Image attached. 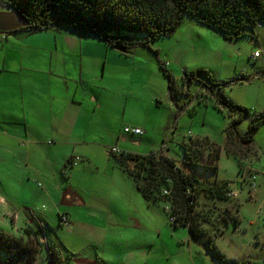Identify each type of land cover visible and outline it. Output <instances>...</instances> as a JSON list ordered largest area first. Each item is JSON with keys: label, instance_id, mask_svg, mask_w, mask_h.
<instances>
[{"label": "rangeland", "instance_id": "374dc122", "mask_svg": "<svg viewBox=\"0 0 264 264\" xmlns=\"http://www.w3.org/2000/svg\"><path fill=\"white\" fill-rule=\"evenodd\" d=\"M0 10H5L1 2ZM64 28L69 29L66 25ZM255 34L258 40L252 39L254 34L226 39L219 31L187 18L172 35L161 36L148 45L139 44L125 53L96 36L79 32L84 41L90 39L100 45L95 46L92 52L102 67L87 69L96 77L88 82L87 88L92 87L102 106L89 97V106L85 107V116L80 123V127L90 129L87 139L86 131H83L87 140L84 147L93 149V155L89 158L81 154L84 159L72 167L67 164L64 169L69 173L64 170L58 181L62 183L63 190L72 188L86 199H96L102 215L98 214L100 217L95 222L85 217L80 219L74 207L76 216L72 218L65 207L59 211L60 197L56 198L49 226L39 228V225H33L39 237L46 238L44 245L41 242L44 254L48 241L50 252L60 259L63 252L69 263L77 257L95 256L98 264H145L146 257L148 264H264V155L258 151L259 157L254 158L253 151L248 155L239 151V155L234 147L228 148L225 128L231 119L203 95L207 90L205 81H194L188 88V95L176 96L175 102L184 107L178 108L169 96V80L159 66V61L166 64L176 86L184 92L187 90L183 84L186 72L207 70L222 84L220 89L229 99L247 107L254 115L264 110V72L260 68L264 58H252L255 50L264 52V25L258 26ZM142 39V35L136 36V40ZM90 74L86 72L85 76ZM125 125L140 126L145 134H125L127 140L119 141ZM247 125L245 120L240 127L242 133ZM263 133L264 126L257 131L256 139ZM95 134L99 138L92 139ZM190 136L208 137L222 148L217 171L192 169L191 172L210 182L227 181L232 191L239 193L232 199L239 205V225L225 229L224 233L212 239H190L186 227L171 223L162 204L146 205L144 210L140 209L141 226L137 225L130 220V212H134L135 206L130 189L126 185H112L111 180L102 174L106 167L108 172L114 170L116 158L106 153L112 147L118 149L119 144L122 146L119 152L132 154L147 155L163 150L176 160L178 166H182L184 152L180 143ZM244 155L249 156L252 167L259 171L257 174L247 173V176L256 178L253 190L249 182H243L246 178L242 164ZM5 176L0 175V199L8 203L14 200L12 210L18 205L20 208L29 206L23 202L25 193L2 186ZM36 180L43 190L44 180ZM250 193H254L253 198ZM36 203L33 206L36 212L46 210L40 201ZM218 203L224 208L225 202ZM3 209L4 206H0V215L4 214ZM6 217V224L0 221V231L16 232L12 219ZM63 217L68 218L67 222ZM2 255L0 260L8 264V258L4 253Z\"/></svg>", "mask_w": 264, "mask_h": 264}, {"label": "trees", "instance_id": "16d2710c", "mask_svg": "<svg viewBox=\"0 0 264 264\" xmlns=\"http://www.w3.org/2000/svg\"><path fill=\"white\" fill-rule=\"evenodd\" d=\"M5 9L16 10L27 22L23 30L35 33L47 28L66 25L80 33L91 34L109 46L121 47L129 53L137 45H148L161 36H170L187 18L219 31L224 38H239L256 33L264 25V0H0ZM252 32V33H250ZM142 35V40L136 36ZM159 66L168 78L171 100L180 94H189L194 81H205L206 92L214 106L227 113L231 121L225 128L228 148L234 147L248 155L253 151L255 135L264 125V110L254 115L247 107L229 99L220 89L221 83L204 69L186 72L180 90L163 61ZM206 83H209V87ZM217 87L216 90L212 87ZM248 125L244 133L242 123ZM183 164L165 151L147 155L122 152L116 155L120 166L133 179L137 189L149 203L163 204L171 208L175 226L186 227L190 239H212L225 229L240 223L239 205L229 196V182H210L192 169L217 171L222 148L208 137H189L181 143ZM234 149V151H235ZM240 155V153H238ZM243 158H248L245 156ZM166 191V193H165ZM218 202H225L224 208ZM24 242L0 231V253L14 257L43 246L34 229L23 231ZM51 251V248H50ZM53 252V251H52ZM53 264H64L51 253ZM33 257V256H32Z\"/></svg>", "mask_w": 264, "mask_h": 264}, {"label": "crops", "instance_id": "0c3cea01", "mask_svg": "<svg viewBox=\"0 0 264 264\" xmlns=\"http://www.w3.org/2000/svg\"><path fill=\"white\" fill-rule=\"evenodd\" d=\"M26 25V20L16 10H0V175L3 177L6 174L2 186H10L19 193H25L26 200L23 202L29 205L22 208L18 205L12 210L14 200L8 203L1 198L0 206H4V214L0 215V221L6 224V216L10 217L17 232H11L10 235L22 238L24 242L27 239L23 234L25 228L31 227L36 232L33 227L35 224L39 225V228L49 226L48 221L52 220L54 213V201H57L58 197L61 203L59 211L65 207L70 211L72 218L76 216L74 207L77 208L80 219L85 217L95 222L100 217L98 214L102 215L96 199H86L72 188L63 190L62 183L58 181L64 170L69 173L68 169H64L67 164L72 167L81 158L84 159L81 154L89 158L93 155V149L84 147L87 140L83 137V131H86L87 139L90 129L80 127V123L85 116V107L89 106V97H92L98 106H102L92 87L87 88L90 81L96 79L87 69L102 67L99 58L92 52L99 44L90 39L84 41L83 36L78 35L79 31L66 29L64 25L35 33L23 30ZM251 37L258 40L257 34ZM263 61L260 68L264 72ZM106 65L107 62L104 69ZM86 72L90 75L85 76ZM125 134L122 132L118 140L126 141ZM95 138L99 136L95 134L92 139ZM117 147L120 150L122 146L119 144ZM252 147L254 158L259 157L258 151L264 155V133L261 138L255 137ZM121 153L122 151L113 154L110 149L106 154L116 158V155ZM242 164L246 177L243 182H249L250 186L251 177L247 176V173L257 174L259 171L252 167L249 157L245 158ZM113 167L112 172H108L106 167L102 174L111 180L112 185H126L130 189V194L135 200L130 220L141 226L138 211L144 210L146 205L156 206L159 203H149L145 200L133 179L117 160ZM38 178L44 180L43 190L38 187L41 183H36ZM250 195L253 198L254 193ZM37 201L47 207L45 211H35L33 206L38 204ZM110 215H113V211H110ZM115 215L118 213L115 212ZM144 218L147 217L144 215ZM37 237L44 245L46 238L39 237L38 234ZM46 248L45 254L41 250L20 256H6L7 263H52L48 241ZM62 253V261L66 264H98L95 256L77 257L69 263ZM2 254L0 253V259H3ZM79 258L82 259L78 260ZM0 264L6 263L0 260ZM145 264H148L147 257Z\"/></svg>", "mask_w": 264, "mask_h": 264}, {"label": "built area", "instance_id": "2783aa9c", "mask_svg": "<svg viewBox=\"0 0 264 264\" xmlns=\"http://www.w3.org/2000/svg\"><path fill=\"white\" fill-rule=\"evenodd\" d=\"M1 38H2V35L0 34V39H1ZM253 57H254L256 60L259 59V58L263 59V58H264V52L257 50V51H255V52L253 53ZM124 132H125L126 134L133 135V136H143V135L145 134V130H144L143 128H141V127H138V126H126V127H124ZM111 153H113V154H118L119 151H118L117 148L112 147V148H111ZM255 181H256L255 176H254V175L251 176V179H250V185H251V187H252V190L255 189V187H256V182H255ZM165 193H166V191H165ZM230 196H231L232 198H236V197L238 196V193L235 192V191H232V192L230 193ZM165 209H166V211H167L168 214H169V219H170V221L173 222V221H174V216L171 214V208H170V206L167 205V206L165 207ZM64 218H65V219H64ZM63 219L65 220V222H67V220H68L67 217H63Z\"/></svg>", "mask_w": 264, "mask_h": 264}, {"label": "water", "instance_id": "95a60500", "mask_svg": "<svg viewBox=\"0 0 264 264\" xmlns=\"http://www.w3.org/2000/svg\"><path fill=\"white\" fill-rule=\"evenodd\" d=\"M116 48H117V49H119V50H121V49H122V48H121V47H119V46H117Z\"/></svg>", "mask_w": 264, "mask_h": 264}]
</instances>
